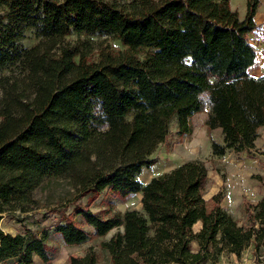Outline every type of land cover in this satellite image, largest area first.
<instances>
[{"label":"trees","instance_id":"16d2710c","mask_svg":"<svg viewBox=\"0 0 264 264\" xmlns=\"http://www.w3.org/2000/svg\"><path fill=\"white\" fill-rule=\"evenodd\" d=\"M125 2L0 0V74L18 69L0 79V213L28 210L42 180L59 177L94 197L141 193V210L120 218L75 202L81 221L68 214L53 229L66 245L124 223L126 232L108 243L110 264H216L222 252L240 256L264 237V195L247 205L243 226L222 208L221 191L204 197L201 160L145 184L137 177L168 145L173 120L183 136L189 118L206 108L205 125L222 134V142L211 140L212 154L250 153L264 125V75L247 71L259 0H246L243 18L230 0ZM30 28L38 41L23 47ZM70 32L109 35L124 49L101 50L94 60L85 43L66 39ZM47 237L21 243L0 228V264H32L34 257L48 263L55 249ZM96 263L92 247L68 262Z\"/></svg>","mask_w":264,"mask_h":264},{"label":"rangeland","instance_id":"374dc122","mask_svg":"<svg viewBox=\"0 0 264 264\" xmlns=\"http://www.w3.org/2000/svg\"><path fill=\"white\" fill-rule=\"evenodd\" d=\"M126 0H121L126 3ZM231 8L235 9L240 18H243L246 10V0H231ZM254 20L257 29L249 34L252 44L256 48V55L251 67L255 74L264 75V0H259ZM66 39L72 43H78L82 47V42L86 44L92 55V59H97V53L101 50L118 51L124 49L119 40L109 35L80 34L70 32ZM38 41L35 30L30 28L24 32V36L19 43L23 47H30ZM18 69L9 68L0 74V79H12ZM21 76V75H19ZM2 90L0 85V98ZM207 108L202 113H195L189 119V130L183 136L176 133L177 124L173 120L171 124V135L168 145L159 146L151 155L156 162L144 167L138 175V180L145 184L152 177L168 172L185 161L201 160L207 170V181L203 189L206 199L218 191L222 192L221 206L226 210L238 225L248 226L246 218V207L255 203L260 194L264 192V158L260 153L246 151L234 152L227 150L222 156H215L208 148L207 141H218L220 143L219 131H210L207 126L206 137H197L196 128L202 126L201 116L206 115ZM200 124V125H199ZM205 124V121H204ZM33 203L28 210L21 211L5 210L0 213V228L6 232L18 235L21 243L33 237H41L48 233L46 241L55 249V255L48 263L36 260L34 264H68L70 257L84 255L88 247H92L97 253L96 264H110L107 246L109 241L117 232L124 234L126 226L124 223L112 228L105 235L91 238L81 244L66 245L53 233L56 224L64 221L65 216L73 215L79 223L80 217L74 214L75 202L87 206L91 211H107L109 216L122 217L126 210H141V193L130 195L125 200L111 198L104 191L97 196L90 193L81 194V189L72 188L69 182L59 177H48L42 180L40 185L31 193ZM87 230L90 228L86 227ZM195 229V228H194ZM246 260H251V264H264V237L259 240L257 247L251 243L248 247ZM246 248V249H247ZM245 249V250H246ZM242 251L240 256L245 254ZM244 252V253H243ZM229 253L222 252L217 261H227L228 264H239L234 259H228ZM255 255V257H254ZM226 257V258H225ZM15 259H9L2 264H14ZM233 261V262H232ZM210 264V263H207Z\"/></svg>","mask_w":264,"mask_h":264},{"label":"crops","instance_id":"0c3cea01","mask_svg":"<svg viewBox=\"0 0 264 264\" xmlns=\"http://www.w3.org/2000/svg\"><path fill=\"white\" fill-rule=\"evenodd\" d=\"M230 4H231V0H230ZM253 65V64H252ZM252 65L251 66H249V68H248V73L249 74H251V75H254V76H258L259 74H255V73H253L252 71H251V67H252ZM200 113H202V112H200ZM197 114V113H196ZM194 115L195 114H193L191 117H194ZM201 122H200V124H202V126H199V128H196V131H197V133L195 132V135L197 136V137H202V136H205L206 137V133H207V129H206V126H205V124H204V121H205V118H206V115H204V116H201ZM190 119V118H189ZM199 124V125H200ZM214 130H216V131H219L220 133H221V129L220 128H215V129H212V130H210L211 132L212 131H214ZM209 141H207V145H208V148H211V146H210V143H208ZM218 142V141H217ZM220 142H222V134L220 135ZM250 151L251 152H254V153H260L259 154V156H261V157H263L264 158V125H262V126H260L259 128H258V136L255 138V140L253 141V146H252V148H250ZM263 195H264V192H263V194H260L259 195V197L257 198V201L256 202H258L262 197H263ZM255 202V203H256ZM255 203H252V204H255ZM199 227H200V223L198 222V223H196L195 225H194V227H193V229H194V231H197L198 229H199ZM194 247H196V243H194ZM244 253V252H243ZM247 253H248V248L245 250V254L243 255V256H236L235 254H233V253H229V254H227V255H229L228 256V259H234V261L235 262H238L237 260H239V264H241V263H243V262H245V263H247V264H251V260H246V255H247ZM254 257H255V255H254ZM226 258V257H225ZM36 260H40L39 258H37V257H34L33 258V263L32 264H34L35 262H36ZM41 261V260H40ZM42 262V261H41ZM233 262V261H232ZM216 264H228V262L227 261H224V259L222 260V261H218Z\"/></svg>","mask_w":264,"mask_h":264},{"label":"built area","instance_id":"2783aa9c","mask_svg":"<svg viewBox=\"0 0 264 264\" xmlns=\"http://www.w3.org/2000/svg\"><path fill=\"white\" fill-rule=\"evenodd\" d=\"M241 264H247V263L243 262V263H241Z\"/></svg>","mask_w":264,"mask_h":264}]
</instances>
